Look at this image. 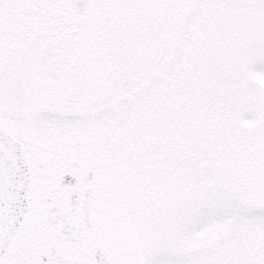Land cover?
Listing matches in <instances>:
<instances>
[{
  "label": "snow or ice",
  "instance_id": "snow-or-ice-1",
  "mask_svg": "<svg viewBox=\"0 0 264 264\" xmlns=\"http://www.w3.org/2000/svg\"><path fill=\"white\" fill-rule=\"evenodd\" d=\"M0 264H264V0H0Z\"/></svg>",
  "mask_w": 264,
  "mask_h": 264
}]
</instances>
